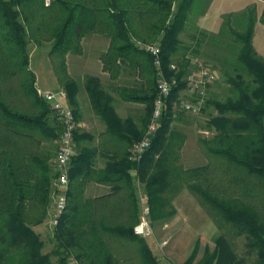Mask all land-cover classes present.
Listing matches in <instances>:
<instances>
[{"label":"trees","instance_id":"16d2710c","mask_svg":"<svg viewBox=\"0 0 264 264\" xmlns=\"http://www.w3.org/2000/svg\"><path fill=\"white\" fill-rule=\"evenodd\" d=\"M193 2L0 0V264H68L70 257L82 264H159L145 238L133 232L140 205L132 169L144 183L151 221H163L175 213L172 194L183 184L226 224L246 234L245 247L255 253L257 264H264V57L252 43L256 22L264 26V8L259 16L255 7L238 16L227 15V31L239 44L236 64L251 75L252 83L229 77L236 96L228 102L212 103L218 113L211 120L217 133L200 140L208 163L184 169L173 165L172 142L182 135L170 129V123L173 104L186 86L183 77L190 58L187 53L175 58V53ZM88 33L109 38V47L101 53L100 60L112 80L127 65L135 69L141 82L134 87H116L123 100L145 106L142 127L133 130L131 137L121 134V130L127 131L128 121L120 119L109 101L103 100L98 81L88 77L85 84L92 106L107 130L125 141L119 155V179L126 190V210L116 221L99 214L93 202L83 200L89 175L83 167V153L74 155L68 171L66 207L53 229L54 248L51 253H43L44 242L34 227L44 221L53 192L51 178L55 171L51 159L54 161L53 149L59 141V122L57 126L48 121L52 110L37 93L26 46L29 42L37 46L51 44L48 55L52 68L76 115V85L67 71L66 54L82 53L81 40ZM209 36L218 42L219 37ZM150 44L160 46L161 68L166 76H175L177 83L165 99L151 146L135 162L129 159L130 147L143 136L158 93L157 68L145 48ZM189 50L188 46L185 52ZM175 62L178 66L172 70L170 66ZM16 73L20 76L18 86L4 91V81ZM13 92L18 98L11 99ZM227 112L231 115H224ZM75 134L74 131V139ZM258 199L256 205L253 200ZM214 242L215 246H205L197 259L196 241L181 264H219L224 246L219 237ZM51 255L57 256L55 262ZM228 264L242 263L231 260Z\"/></svg>","mask_w":264,"mask_h":264},{"label":"crops","instance_id":"0c3cea01","mask_svg":"<svg viewBox=\"0 0 264 264\" xmlns=\"http://www.w3.org/2000/svg\"><path fill=\"white\" fill-rule=\"evenodd\" d=\"M246 4L237 6L234 0H194L188 12V19L184 29L179 34L183 53H187V57L191 56L192 53L190 51H184L191 42L194 43V37H197L201 32L214 35L218 31L223 14H236ZM109 43L110 40L107 36L98 33L86 34L81 40L82 53L68 52L66 54V66L69 75L74 79L76 85L77 114L75 117L77 125L74 139L75 155L83 153V167L89 175V178L85 181L83 200L93 202L99 208V214L114 217L113 220L119 221L126 210V190L122 180L119 179V169H122V164H119V155L125 148V141L122 137L119 138L118 135H114L108 131L106 123L95 111L86 90V79L88 77L95 78L98 81L103 100L109 101L110 106L120 119L128 121L127 131L125 129L121 130L123 137H131L133 130H140L143 123L145 106L144 104L123 100L116 91V87L120 85L134 87L141 83L135 69L127 65L124 66L122 73L115 80H112L109 73L103 70L100 55L108 49ZM35 84L36 88L41 91H54L62 88L59 83H57L55 89H42L36 82ZM211 88L212 86L208 84L206 91L208 92ZM178 103L176 101L173 106L170 125L172 129L182 132L186 138L173 165L174 167L186 169L202 165V163H194L199 159L198 136H196L194 143H190V133L195 131L196 125H191L180 115ZM53 116L55 114L52 111L48 117V121L51 124L55 123ZM131 173L139 203L140 192H145L144 183L137 179L135 170L132 169ZM139 184L142 185L140 189ZM184 199L186 200V204H181V201ZM171 204L175 209L174 215H184V213L188 215L190 212H184L183 209L186 205L191 209L196 207L194 194L183 184L178 186V190L172 194ZM164 225H167L166 221ZM34 229L39 235H45L42 228L39 227L37 229L35 227Z\"/></svg>","mask_w":264,"mask_h":264},{"label":"rangeland","instance_id":"374dc122","mask_svg":"<svg viewBox=\"0 0 264 264\" xmlns=\"http://www.w3.org/2000/svg\"><path fill=\"white\" fill-rule=\"evenodd\" d=\"M234 1L236 2L237 6L247 3L244 5L242 10L238 11L236 14H233L234 16L240 15L243 11H246L247 8L251 7H255L256 14L259 16L264 8V0ZM227 15L229 14H223L221 16L218 31L212 35L219 37L218 42L208 38L210 37V34H207L208 36L206 35L207 37L205 38L201 37V34L199 33L197 36L199 43L194 40V43L191 42L189 44V51L192 53V55L189 56L191 60L186 68V74H190L200 63H203L204 65H208L211 69L215 70L217 75L215 80L209 82V85L212 86V88L209 89L208 92H205L202 108L198 113L194 114L184 110L181 107L180 101L194 100L196 97V95L190 92L188 89L187 83L186 86L179 91L176 99V101L179 102L178 112L180 115L184 117L185 120L191 125H196L195 131L190 133V143H194L196 136H198L197 146L199 148V159L194 163L198 162L199 164L202 163V165L208 163V157L202 151V144L200 140L204 138L210 139L217 133V130L213 126L211 120L213 117H216L218 113L212 103L228 102L230 99L235 98L236 91L229 83V77H235V79L243 78L245 81L252 83L251 75L247 74L245 68L236 64V56L238 53L239 44L233 40L227 31L228 29L226 27V23H224L225 21L229 20ZM237 27L240 28L241 26ZM252 43L256 52L264 57V26L259 21L256 22L254 27ZM50 47L51 44L49 42H45L41 46H37L33 42H29L26 46V52L29 56L28 67L35 75V82L42 89H55L58 83L48 55ZM181 54H183V47L180 45L177 49V52L175 53V58L179 57ZM174 64L176 67L178 66L177 62ZM186 74L183 79L186 77ZM19 78V74L16 73L11 76L7 82L4 81L2 85L3 90L16 89ZM183 89H185V92ZM16 98H18V96H16L13 92L11 99ZM224 115L228 116L231 114L227 112ZM53 117L55 120L53 125L58 126L57 118L55 116ZM170 129H172L171 125ZM174 131L177 130L175 129ZM177 132L182 136H177L176 138L174 137L175 139L172 142V149L174 151L172 153H174L175 158L177 157L180 150L177 149V146L181 141L180 138H182L181 147L183 146L186 138L182 132ZM57 146L58 139L55 142L53 149V157L56 154ZM51 162L53 163V158L51 159ZM53 179L54 173L52 174L51 178L52 187L54 188ZM140 187H142V185L139 184V189ZM52 193L49 208L44 221L41 224L35 226L37 229H39V227L42 228V231L45 233L44 236L39 235L44 242V246L42 248L43 253H51L55 244V240L52 237L53 229L47 223L48 214L53 202ZM238 195L240 194L238 193ZM256 196L257 195H254V197ZM194 198L196 207L191 209L186 205L183 208L184 212H190L188 215H185V213L184 215L173 214L171 217L163 221H151L152 233L149 237H145V240L159 264H181L189 256L196 241H198L199 244L197 254L198 259L202 255L205 246H208L210 249L215 246V237L221 238L224 246L219 264H228V262L231 260L239 261L242 264H257V257L255 253L249 252L245 247V242L247 240L246 234L240 233L234 227L226 224L220 218V216H218V214L207 204L203 203L200 198L195 195ZM185 202L186 200L184 199L181 201V204H184ZM253 202H256V205H259V199L257 201L253 200ZM165 221L167 222V225H164ZM164 241L165 244H162ZM50 259L52 262H55L57 260V256L51 255Z\"/></svg>","mask_w":264,"mask_h":264},{"label":"built area","instance_id":"2783aa9c","mask_svg":"<svg viewBox=\"0 0 264 264\" xmlns=\"http://www.w3.org/2000/svg\"><path fill=\"white\" fill-rule=\"evenodd\" d=\"M146 50L153 57V64L157 68L158 93L154 99L151 119L146 127L143 136L130 147L129 159L135 162L140 161L144 153L151 146L152 140L160 126L165 108V99L169 96L172 88L177 83L175 76H166L161 68L160 46L158 44L147 45ZM172 70L176 69L171 64ZM217 78L216 71L208 65L200 63L197 68L188 74L184 79L190 92L196 95L194 100H182L181 107L191 113H198L204 103L206 86ZM40 97L50 106L59 122V141L54 157L55 177L53 179L52 207L48 214L47 223L54 229L66 207V193L69 186L68 171L70 162L75 155L74 131L76 129V117L72 107L67 103V95L64 89L54 91H41L37 89ZM139 217L133 226V232L140 237H149L152 233L150 218V205L145 192L139 194ZM165 244V241L162 242ZM68 264H82L74 257L68 258Z\"/></svg>","mask_w":264,"mask_h":264}]
</instances>
